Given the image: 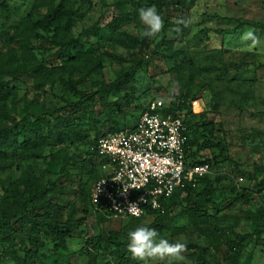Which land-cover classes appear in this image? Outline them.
Segmentation results:
<instances>
[{
	"label": "rangeland",
	"instance_id": "obj_1",
	"mask_svg": "<svg viewBox=\"0 0 264 264\" xmlns=\"http://www.w3.org/2000/svg\"><path fill=\"white\" fill-rule=\"evenodd\" d=\"M34 1L0 0V80L11 88L4 101L9 114L0 128L12 125V119L19 120L25 105L31 103L62 118L71 137L60 144H48L38 158L20 153L12 156L8 150V159L0 160V199L7 197L10 187L22 191L23 177L34 178L38 188L58 181L46 196H51L55 220L68 223L66 249L61 252L69 263L118 264L127 259L125 264H139L127 252V234L138 226L149 227L153 217L98 221L87 211V193L94 175L100 172L87 143L113 126L131 124L150 99L175 103L176 98L185 99L187 106L181 105L182 110L188 112L201 143L196 158L209 164L205 176L210 184L199 179L178 193L166 215L170 220L154 228L170 242L187 244L183 254L186 260L178 264H200L201 259L228 264L215 246L231 256L233 242L244 246L238 264H264V52L260 51L264 48V29L212 18L216 15L264 24V0H185L177 11L172 7L175 4L166 8L149 0H75L76 6L81 5V16L72 31L75 36L81 34L89 56L100 57V68L87 77L63 73L40 89L31 75L12 78L21 61L8 62L14 45L6 40V34H11L24 17L44 12L33 10ZM151 6L163 18L161 33L149 39L142 37V26L123 23L118 32L127 38H112L110 24L117 16L134 11L138 14L139 9ZM181 19L192 23L180 27L177 21ZM248 29L255 32L260 44L240 51L239 37ZM29 49L47 66L66 64V52L43 39L32 40ZM70 79L74 90L66 84ZM174 82L178 88L173 87ZM103 83H111L112 89L105 92ZM86 94L92 100L78 103ZM48 121L54 123L52 118ZM209 138L224 152L205 147L202 142ZM244 191L247 200L241 196ZM196 203L211 215L209 222L197 220V227L183 214ZM183 227L185 232L180 231ZM101 234L117 236L123 245L117 248L100 243L89 255L79 253L87 239ZM38 237L46 246L38 250L33 264H53L56 237L49 232ZM0 264H13L1 248Z\"/></svg>",
	"mask_w": 264,
	"mask_h": 264
},
{
	"label": "trees",
	"instance_id": "obj_2",
	"mask_svg": "<svg viewBox=\"0 0 264 264\" xmlns=\"http://www.w3.org/2000/svg\"><path fill=\"white\" fill-rule=\"evenodd\" d=\"M150 4L159 3L169 8L173 5V9L177 11L182 7L185 0H149ZM39 9H44L43 13L37 14L35 17L27 15L13 28L11 34H6L7 42L14 45L10 48L8 62H19L18 69L14 70L12 78H18L23 74L31 75L40 89L46 82H54L58 76L63 73H68L72 77L75 73L83 77L90 74H95L100 68V57L89 56L83 48L81 34L75 36L72 31L73 23L81 16V5L76 6L75 0H35L33 10L36 12ZM217 21H234L238 26L249 25L264 29V24H260L251 20H243L240 18L231 19L227 17L212 16ZM123 23H134L143 27L139 21L138 14L134 11L133 14H120L110 24L111 36L115 40H120L123 36L118 32V26ZM182 27L181 24H179ZM34 39H43L51 46L58 47L59 50L66 52V64L60 66H47L44 59L37 61L35 56L29 49V46ZM69 89L74 90L75 85L72 79L66 81ZM102 87L105 92L112 89L111 83H103ZM11 88L5 85L3 80H0V123L7 120L9 114L8 107L4 101L9 97ZM92 97L89 94L81 95L78 103L91 101ZM179 102V103H177ZM167 107L163 110L165 113L173 115L179 114L183 116V122L188 129V156L192 163H207L196 158L201 143L196 135L195 129L189 122L188 112L182 110L183 106H187L185 99L175 101L170 100ZM183 105V106H181ZM144 106L139 110L133 122L128 126H113L108 133H113L122 128L131 127L137 117L142 112ZM48 118H52L54 123L51 125ZM64 120L54 112H45L42 107H32L31 103H27L24 108V115L19 119H12V125L0 128V160L8 159V150L11 155L20 153L29 157H41L46 146L50 143L60 144L63 140H68L71 133L64 129ZM45 127V131H44ZM101 134L87 143L88 153L94 157L97 166L104 162L95 152L97 140L108 134ZM202 144L205 147H218L220 153L224 150L218 142L205 139ZM240 174L244 175V171L240 170ZM246 176H248L246 174ZM101 177V171L94 175L92 184ZM199 179L207 181L210 184V179L203 176ZM198 179V180H199ZM23 190L18 191L16 188L10 187L6 189L7 197L0 199V248L1 253L9 259L13 264H33L38 258V250L44 248L46 244L39 239V234L49 232L56 237L57 242L54 244L52 253L55 255L53 264H70L66 254L61 252L66 249V237L68 233V223L60 224L53 217L51 210V196H46L47 192H52L58 181L47 183L40 188L37 187L34 178L23 177L21 179ZM90 186V188H91ZM190 183H186L183 187L176 189L172 196L164 202L165 211L163 214H148L146 216L153 217L150 228H159L161 225L169 221L166 217L170 205L172 204L178 193L191 188ZM87 193V211L90 213L89 207V192ZM241 196L247 200L248 194L244 191ZM10 197V198H8ZM43 212L41 213V211ZM198 212V213H197ZM188 217L191 223L197 227L199 223L209 222L211 215L203 210L202 204H195L193 208L186 209L183 212ZM44 216V217H43ZM253 217H257L253 215ZM98 221H110L102 216L95 217ZM142 218V217H141ZM128 220H138L140 218H127ZM186 227L180 229L185 232ZM207 233V232H206ZM17 239V241H16ZM106 243L117 248L123 245L118 241L117 236L97 235L89 238L85 242V246L79 250V253L89 255L90 250L95 249V245ZM89 245L91 247L89 248ZM17 247V248H15ZM235 248L231 256H227L218 245L215 246L222 259L228 264H238L244 246L233 242ZM127 259H121L118 264H125ZM200 264H210L204 259H201Z\"/></svg>",
	"mask_w": 264,
	"mask_h": 264
},
{
	"label": "built area",
	"instance_id": "obj_3",
	"mask_svg": "<svg viewBox=\"0 0 264 264\" xmlns=\"http://www.w3.org/2000/svg\"><path fill=\"white\" fill-rule=\"evenodd\" d=\"M166 107L164 100L150 99L131 127L97 140L94 149L104 162L89 192L93 216L119 220L163 214L176 189L209 173L208 163H192L188 156L183 116L163 112ZM133 203L141 209L139 217L127 211Z\"/></svg>",
	"mask_w": 264,
	"mask_h": 264
},
{
	"label": "clouds",
	"instance_id": "obj_4",
	"mask_svg": "<svg viewBox=\"0 0 264 264\" xmlns=\"http://www.w3.org/2000/svg\"><path fill=\"white\" fill-rule=\"evenodd\" d=\"M138 17L144 28L141 33L142 37L152 39L162 32L164 21L155 6L139 9ZM177 23L187 27L192 21L181 19ZM239 44L240 51H248L257 48L260 40L252 29H248L240 35ZM260 51L264 52V48ZM178 86V82H174L173 87L178 88ZM127 190L128 188H125L124 192ZM127 211L134 217L141 215V209L135 203L130 204ZM126 248L131 259L138 261L139 264H150V262L178 264V262L186 260L183 255L187 250L186 243L170 242L168 239L160 237L155 228L146 226H138L128 232Z\"/></svg>",
	"mask_w": 264,
	"mask_h": 264
}]
</instances>
